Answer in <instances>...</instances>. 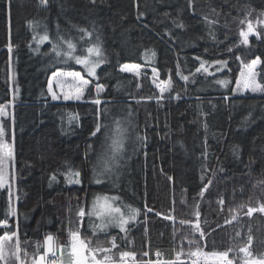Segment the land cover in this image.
<instances>
[{"label": "trees", "instance_id": "trees-1", "mask_svg": "<svg viewBox=\"0 0 264 264\" xmlns=\"http://www.w3.org/2000/svg\"><path fill=\"white\" fill-rule=\"evenodd\" d=\"M263 18L264 0H0V109L7 112L0 128L13 146L15 193L0 186V236L17 232L10 248H20L19 260L8 264H34L49 235L57 250L71 249L73 231L90 249H109L114 262L129 252L133 264L156 257L175 264L197 248L228 251L233 261L247 248L264 259V213L248 215L264 205V91L236 90L257 57L264 87V30L247 45L239 34L247 21ZM45 33L49 41L33 59ZM69 41L81 50L98 43L103 66L81 102L66 104L51 99L47 84L53 72L85 78L53 51L61 44L68 52ZM202 62L209 72L196 71ZM125 64L139 65L140 74L122 72ZM113 139L123 151L117 169L104 172L100 160H111ZM70 171H79L82 183H69ZM109 175L119 179L106 181ZM104 197L139 210L124 233H93L87 225L91 204Z\"/></svg>", "mask_w": 264, "mask_h": 264}, {"label": "snow or ice", "instance_id": "snow-or-ice-1", "mask_svg": "<svg viewBox=\"0 0 264 264\" xmlns=\"http://www.w3.org/2000/svg\"><path fill=\"white\" fill-rule=\"evenodd\" d=\"M49 0H40V3L42 5H47ZM93 4L95 3V0H92ZM189 4L191 5L192 0H188ZM140 15H143V13H140ZM241 24H244L245 21H241ZM264 23V22H262ZM181 27L183 25H180ZM81 31H85L81 29ZM255 32V28L251 20L247 21V26L246 30L241 29L240 31V36L242 38V43L247 45L249 40V35L253 34ZM90 35L89 33H86ZM35 39V37H34ZM49 41V36L47 33H45L43 36L39 38L38 43H43ZM9 51H11L12 45L9 44ZM67 48L69 49L68 52L65 53V56L67 58L75 59V62L77 64H82L88 71V75L95 77L96 76V68L103 62L102 60V53L101 49L99 47V44L97 43L93 47H89L87 49V52L89 53V56H73L72 55V50H74L75 46L69 41L67 42ZM53 51L56 52L57 56H60V52L56 49V46H53ZM231 51V49H229ZM94 54L97 59L93 60L91 59V55ZM260 58L257 57L256 59L252 60L251 63L247 66V73L244 75L243 79V87L245 90H250V91H257L261 90L264 91V87H261V85L257 82L256 76L257 73L255 71L257 65L260 64ZM218 65L221 66H226L227 61H216L215 62ZM139 65H122L121 66V71H132V70H137L138 74V69ZM207 71V68H205V63L202 62L200 67L196 69L197 72H200L201 70ZM153 73L156 72V69L152 70ZM53 77L57 76H63V75H68L72 76L75 78L77 83L75 84V91L74 92H69L64 94V99L69 100V99H75V100H80L83 95H84V89L88 84V81L84 80L83 77L80 76V73H60V72H53ZM185 80L188 79V77H183ZM218 83L222 85H226V81H218ZM238 86L241 84V81H237ZM171 86V82H167V87ZM102 86L97 87V92L101 90ZM165 87H161V92L165 91ZM49 92L52 93V99L56 100L58 99V96L52 92V80H49ZM93 103L99 105L101 101L99 99H96L92 101ZM0 113H3V109H0ZM119 123L116 122L117 127L114 130L115 133H120L122 132V129L119 128ZM101 130V126L97 125L95 131L91 133L92 136H96L97 133ZM5 133L2 128H0V186L4 184L5 181V176H4V169H3V161L5 158H11L12 156V149L9 147L7 144L4 143L3 137ZM146 139V138H142ZM123 147L122 142L117 141L113 139V143L111 145V151L113 154H115L118 150H120ZM111 163H115V155L112 156L111 158ZM112 169L110 168H105L104 172H110ZM104 173L102 172H97V169L94 167L93 168V178L96 180L97 183L100 182V175ZM65 178L68 180L69 183H75V184H80L82 183L81 180V173L79 171L75 172H69L66 174ZM53 179H55V176H53ZM171 179V177H169ZM208 185H205L204 188L201 189L200 195L203 196L204 191L207 189ZM105 205L103 206L105 208V212L102 214H98L95 212H89L88 215H98V218L100 215H106L108 217L107 223L109 224H117L122 231L126 230V225L129 224L130 221L135 220L136 216L139 214V210L137 209H132L130 210V213L125 216L124 213L121 212V209L119 207H114L112 204L107 203L108 198L105 197ZM223 203V201H221ZM95 209V206H94ZM151 211V209H149ZM261 212L264 213V205H261L258 209L257 208H248V215L251 216L254 212ZM78 215L83 218L85 215V211L82 209L78 213ZM198 215V214H197ZM0 226H6L5 221H0ZM195 227L197 230H199V224H196ZM17 236V232H12L8 233L5 232L4 235L0 236V262H3V264H8L9 258L12 256H15L17 260H19V244L17 243L16 251L15 252H9L6 246V241H10L13 237ZM201 236H203V233L201 232ZM71 237V256L73 257L72 264H108L109 257L105 256L103 260L97 259L96 257V251L98 250H93L90 249V243L85 241L84 239H81L80 233L78 231H73L70 233ZM251 237H249V241H251ZM113 246H115V240L113 239L112 241ZM45 245V254L40 255L38 258H34V264H57V262L53 259L51 261H48L46 259L47 255L51 253L53 256L55 255L54 251V242H53V237L52 236H47L44 241ZM99 251H105L107 252V249H99ZM230 251V250H229ZM242 253H245L246 256H251V253L248 251L247 248H241L239 250ZM89 253L91 254V258H89ZM121 259L129 256H134L133 253L129 252H122L121 254ZM144 255H148V253H144ZM159 255V254H157ZM190 256L197 257V260H193L192 264H200L199 258H202L205 261V264H207L208 261H211L212 264H233V261L228 259V251L225 252H204L202 249L197 248L196 251L191 252ZM149 264H152V262H149ZM156 264H160L159 261L156 262ZM247 264H264V259H251L247 261Z\"/></svg>", "mask_w": 264, "mask_h": 264}, {"label": "rangeland", "instance_id": "rangeland-1", "mask_svg": "<svg viewBox=\"0 0 264 264\" xmlns=\"http://www.w3.org/2000/svg\"><path fill=\"white\" fill-rule=\"evenodd\" d=\"M262 22H264V18L253 22V25H254V28H255L256 32H254L253 34H250L248 40L251 39V38H257V30L259 29V27H261L264 30V23H262ZM246 26H247V24H246ZM245 30H246V28H245ZM42 46H43V43H41L40 46H38L35 49V54L33 55L34 56L33 59H36V57L39 55L40 47H42ZM55 46H56V49L60 52V56H58V57H61L62 55L65 56L66 52L62 51L65 47L63 45H61V44H59V45L55 44ZM66 48H67V46H66ZM72 55L73 56H77V55H79V56H89V53L87 52V50H85V49L81 50V48H79V49L72 50ZM90 58L93 59V60L97 59V57L94 54H92ZM64 60H66L65 63L67 65L71 64V65L77 66L80 69H82L85 78L81 74H80V76L83 77L84 80L88 81V84H87V86L84 89V92L86 91L89 83L92 82V81H95L97 79V72L103 66V62H102L96 68V76L92 77V76L88 75L87 69L82 64H77L75 62V59L67 58L65 56ZM48 68H50V66ZM48 68H46V70ZM257 68H258V65H257V67L255 69L256 73H257ZM210 70H211V67L207 69V72H209ZM123 72H129V73L135 74V75H139L140 74V70L139 69H138V74H137V70L123 71ZM60 73H62V72H60ZM246 73H247V68L244 69L242 75L238 79V80L241 81V84L239 86L237 84V86H236L237 93L239 95H242V96H256V95L260 94V90H257L255 92H253V91L244 89V87H243V79H244V75ZM65 74H67V73H65ZM256 78H257V76H256ZM50 79L52 80V92H54L58 96V99H56V100L52 99V93L49 92V81H48V84H47V91H48L51 99L54 102H63V103H66V104L81 102L83 97L80 100H75V99L65 100L64 99V94L65 93H69V92H74L75 91V84L77 83V81L75 80L74 77L68 76V75H63V76H57V77H53L52 76ZM160 92H161V87H160ZM6 114H7V112L3 111V113H1V118L5 117ZM107 135H111V134L108 133ZM127 135H129V132L127 133ZM3 141H4L5 144H7L6 141L4 140V138H3ZM104 143H106V142H104ZM7 145L9 147H11V149H12V156H11V158H5L4 161H3V169H4L5 181H4V184L1 187L3 189H5L8 192L9 196L11 197V196H13L15 194L13 192V190L11 189V187H12V178H13V175H14V171H13V168H14L13 153H14V151H13V146H11L9 144H7ZM103 146L104 145H100L98 148L102 147V149H104ZM98 148H97V151H98ZM122 151H123V149L121 148L120 150H118L114 154L115 155V163L114 164L111 163V160H107V159H104V158L101 159L100 160V163H101L100 168H101V170L104 171L105 168H110V169H112V173H113V171L117 169V166H118V163H119L118 159L116 157H119L122 154ZM105 152H108V151L105 150ZM109 153H110V148H109ZM105 155H108V154L106 153ZM99 179H100L99 184H103L105 182V179L103 178L102 175H100ZM118 179H119L118 176L114 178V177L109 175L107 177L106 181L112 182L113 180L117 181ZM104 198L96 199L94 201V203L91 204V206L89 208V210H90L89 212H93L95 210V212L98 213V214L104 213L105 212V208L103 206L106 203ZM107 203L112 204L114 207H119L121 209V212L124 213L125 216H127L130 213V212L122 209V206L119 205L118 200H116L115 198H108ZM94 206H95V209H94ZM10 214H11V216L13 214L12 208H10ZM87 214H88V212H87ZM107 220H108V217L106 215H100L99 218H98V215H96V214L91 215V216L88 215V219H87V223L88 224L87 225L89 226L90 230H92L93 233H110V232H113V231H116V232H119V233H124L125 232V231H122L117 224H109V223H107ZM133 223H135V220L130 221L129 224L125 226L126 229H127V227L130 224H133ZM53 242H54L55 255L53 256L51 253H49L47 255V257H46V259L48 261H51L52 259H54V260H57L59 264H64L67 254L73 260V257H71V249L70 248H66L68 250L70 249L69 253L68 252L66 253L65 252L66 249H64V248H61L60 250H57L56 247H55L56 243H55L54 238H53ZM11 243H12V240L6 241L7 249H8L9 252H15L16 251L15 244H14V247L12 246V249H14V250L11 251V248H10L11 247ZM37 248H38V246H34V250L36 252H38ZM92 249H94V248H92ZM107 250H108L107 252L99 251V250L96 251L97 259L103 260L105 256H108L110 258L109 261H108V264H133L134 263L133 257H131V256L125 257L123 259H121V257H119V258L116 259V262H114L113 257H111L109 255V249H107ZM43 251H44V253H42V255L45 254V245L44 244H43ZM111 252H113V254L115 253L114 255L118 257L117 249H115V250H113ZM21 254H22V257H23V252ZM242 254H243V255H241L242 257H240L237 261H233L232 260L233 264H247L248 260L254 259L252 256H246L245 253H242ZM63 255H65V256L63 257ZM179 255H181V254H179ZM39 256L40 255H38V257ZM13 258L17 261L15 256H13ZM89 258H91V254L90 253H89ZM197 259H198L197 257L190 256V254H189V255H187L186 262H193V260H197ZM199 260H200V264H205V261L202 258H199ZM159 262H160V264H164V262L161 263L160 260H159ZM186 262L183 261V260L181 261V259H178L176 263L188 264ZM207 264H212V262L208 261Z\"/></svg>", "mask_w": 264, "mask_h": 264}, {"label": "crops", "instance_id": "crops-1", "mask_svg": "<svg viewBox=\"0 0 264 264\" xmlns=\"http://www.w3.org/2000/svg\"><path fill=\"white\" fill-rule=\"evenodd\" d=\"M63 257H64V255H63ZM59 258V257H58ZM60 259V258H59ZM72 258H70V256L68 255V256H66V258H65V262H64V264H68L69 263V261L71 260Z\"/></svg>", "mask_w": 264, "mask_h": 264}, {"label": "built area", "instance_id": "built-area-1", "mask_svg": "<svg viewBox=\"0 0 264 264\" xmlns=\"http://www.w3.org/2000/svg\"><path fill=\"white\" fill-rule=\"evenodd\" d=\"M157 261H159V259L156 257V258L154 259V263L156 264Z\"/></svg>", "mask_w": 264, "mask_h": 264}]
</instances>
